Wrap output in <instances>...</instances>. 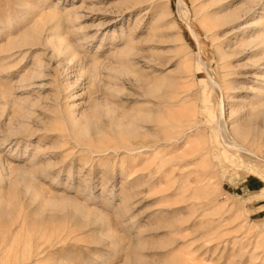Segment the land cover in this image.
Listing matches in <instances>:
<instances>
[{"label":"rangeland","instance_id":"obj_1","mask_svg":"<svg viewBox=\"0 0 264 264\" xmlns=\"http://www.w3.org/2000/svg\"><path fill=\"white\" fill-rule=\"evenodd\" d=\"M0 264H264V0H0Z\"/></svg>","mask_w":264,"mask_h":264},{"label":"bare ground","instance_id":"obj_2","mask_svg":"<svg viewBox=\"0 0 264 264\" xmlns=\"http://www.w3.org/2000/svg\"><path fill=\"white\" fill-rule=\"evenodd\" d=\"M181 3H182V2H181ZM224 124H225V123H224ZM223 128H224V127H222V129H223ZM224 129H225V128H224ZM224 129H223V130H224ZM227 130H228V129H227ZM225 131H226V130H225ZM225 134H226V133H225ZM229 134H230V133H229ZM226 135H228V134H226ZM228 136H229V135H228ZM228 136H227V137H228ZM228 141H229V142H233V143L238 144V143H237L234 139H232L230 136H229ZM238 146H240V145H238ZM242 148H243V147H242Z\"/></svg>","mask_w":264,"mask_h":264}]
</instances>
